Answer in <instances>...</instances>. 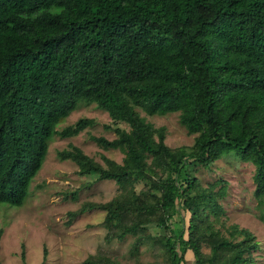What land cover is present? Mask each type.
I'll return each mask as SVG.
<instances>
[{"label":"trees","instance_id":"16d2710c","mask_svg":"<svg viewBox=\"0 0 264 264\" xmlns=\"http://www.w3.org/2000/svg\"><path fill=\"white\" fill-rule=\"evenodd\" d=\"M82 103L127 125L92 136L123 161L72 144L59 157L118 184L96 206L108 242L133 240L127 262L98 249L81 264H136L142 247L146 264H253L255 233L223 218L226 180L196 173L227 155L252 163L264 221V0H0V202L23 203L53 134L94 123L57 129ZM140 111L177 112L193 143L167 145Z\"/></svg>","mask_w":264,"mask_h":264},{"label":"rangeland","instance_id":"374dc122","mask_svg":"<svg viewBox=\"0 0 264 264\" xmlns=\"http://www.w3.org/2000/svg\"><path fill=\"white\" fill-rule=\"evenodd\" d=\"M140 114L155 126L165 127L167 145L175 147L193 143L195 134L186 131L177 112L146 115L140 111ZM82 116L92 118L94 123L76 136H51L42 165L30 181L23 203L0 202L1 264H81L85 257L98 249L122 263L127 262L125 256L133 236L127 235L124 240L113 238L108 242L105 238L107 230L103 226L106 211L96 206L113 198L119 192L118 184L112 179L98 178V173H80L74 161L59 157V151L72 144L102 166H106V158L122 163L124 152L120 148H104L92 136L111 139L116 137L115 126L128 127L123 122L112 123L107 112L94 103H82L57 129ZM252 172V163L227 155L209 167H200L196 175L203 185L218 177L226 180V195L220 200L223 218L255 233L260 246L253 264H264V221L259 218L261 208L253 194ZM142 249L144 251L136 264H146L154 259L149 249Z\"/></svg>","mask_w":264,"mask_h":264}]
</instances>
